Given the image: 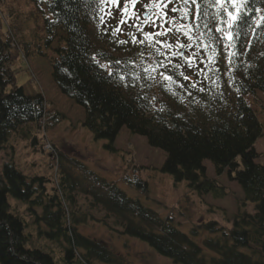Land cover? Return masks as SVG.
<instances>
[{
    "label": "trees",
    "instance_id": "16d2710c",
    "mask_svg": "<svg viewBox=\"0 0 264 264\" xmlns=\"http://www.w3.org/2000/svg\"><path fill=\"white\" fill-rule=\"evenodd\" d=\"M35 1L50 14L40 26L41 42L24 38V21L13 7L0 16V264H56L55 249L28 245L34 234L21 211L39 234L65 250L69 262L78 257L86 264H122L105 241L81 231V224L97 217L82 211L80 197L89 210L103 212L98 221L175 262L264 264V164L255 147L264 123L246 98L264 92V0ZM5 4L0 0V8ZM217 28L224 32L222 43L214 40ZM21 54L49 60L57 88L83 107L82 124L107 147L115 150L127 127L165 151L162 171L201 196L228 195L218 179L226 174L242 189L239 212L226 224L200 221L189 235L171 216L83 164L85 176H77L47 136L65 115L49 108L41 92L27 94L17 83L14 65ZM15 136L50 155L53 177L18 168ZM48 143L52 150L44 148ZM206 161L215 176L207 174ZM123 179L149 191L137 174ZM10 195L24 207L12 205Z\"/></svg>",
    "mask_w": 264,
    "mask_h": 264
},
{
    "label": "rangeland",
    "instance_id": "374dc122",
    "mask_svg": "<svg viewBox=\"0 0 264 264\" xmlns=\"http://www.w3.org/2000/svg\"><path fill=\"white\" fill-rule=\"evenodd\" d=\"M239 2L241 0H238ZM0 8V16L6 17L8 6L24 21V38L41 42L44 17L49 16L46 7L39 6L35 0H8ZM7 12V13H6ZM41 30V31H40ZM34 38V39H33ZM54 43L53 46H56ZM14 67L17 71V83L24 86L27 94L41 92L49 108L65 115L49 136L65 155V162L73 173L83 178L85 176L80 164L108 181H114L132 198L140 199L146 206L158 211L161 216H171L172 223L183 232L191 235L192 226L200 221L218 220L226 224V217L236 214L240 210V200L243 192L239 184L231 181L226 174L218 177L229 194L222 198H215L211 194L201 196L199 192L189 186L188 182L175 181L173 176L162 171L166 153L162 149L152 147L147 139L133 134L127 127L120 131L114 146L115 150L107 147L109 143L103 139H96L93 133L83 124L85 111L82 106L63 95L52 79V67L46 57L21 54ZM250 105L256 110L260 120L264 123V92L258 91L255 95L246 96ZM49 133V132H48ZM12 142L16 145V162L19 169L29 175H49L53 177V168L50 166L51 157L48 153L35 151L27 140L14 137ZM256 150L261 154L259 162L264 164V136L255 143ZM207 174L215 176L214 168L209 161L205 162ZM135 174L147 180L149 191L126 182L125 175L135 177ZM12 205L24 204L9 196ZM84 213L93 212L97 218L103 212L89 210L86 200L79 198ZM251 205V204H250ZM242 207H245L244 205ZM21 215L28 222L26 229L34 234L29 246L38 245L46 248L48 245L55 249L53 253L56 264H86L77 258L69 262L65 250L53 241L39 234L37 223H30L27 213ZM89 218L81 224V231L90 237L105 241L111 250L119 255L122 264H181L172 258L159 254L154 247L146 241L129 234H124L113 225H105L101 221ZM201 236H212L207 230H200ZM48 243V244H47ZM92 264H119L108 261H95Z\"/></svg>",
    "mask_w": 264,
    "mask_h": 264
},
{
    "label": "snow or ice",
    "instance_id": "6c2138e0",
    "mask_svg": "<svg viewBox=\"0 0 264 264\" xmlns=\"http://www.w3.org/2000/svg\"><path fill=\"white\" fill-rule=\"evenodd\" d=\"M182 2L185 4V5H188V4H192V5H196L197 4V0H182ZM203 2H207V0H203ZM214 2H219V0H214ZM241 2H243V0H241ZM173 10H175V9H173ZM203 11L201 10V12H200V18L203 20ZM229 15L231 16V13H229ZM193 19H195V13H193ZM235 19H239V20H242L243 19V17L241 16V15H238ZM203 22L207 25L208 24V21L207 20H203ZM238 26V25H237ZM216 32H218V33H220V35L219 36H215L214 37V40H220L221 41V43L223 42L222 41V37H223V35H224V32H223V30L222 29H220V28H217L216 30H215ZM232 39V37H231V35H229V40H231ZM169 79H170V77H168Z\"/></svg>",
    "mask_w": 264,
    "mask_h": 264
},
{
    "label": "built area",
    "instance_id": "2783aa9c",
    "mask_svg": "<svg viewBox=\"0 0 264 264\" xmlns=\"http://www.w3.org/2000/svg\"><path fill=\"white\" fill-rule=\"evenodd\" d=\"M50 124H52V123H50ZM47 149H53V147H52V145L50 144V143H48V144H46V146H45Z\"/></svg>",
    "mask_w": 264,
    "mask_h": 264
},
{
    "label": "water",
    "instance_id": "95a60500",
    "mask_svg": "<svg viewBox=\"0 0 264 264\" xmlns=\"http://www.w3.org/2000/svg\"><path fill=\"white\" fill-rule=\"evenodd\" d=\"M145 16L147 17L148 16V13H146Z\"/></svg>",
    "mask_w": 264,
    "mask_h": 264
},
{
    "label": "crops",
    "instance_id": "0c3cea01",
    "mask_svg": "<svg viewBox=\"0 0 264 264\" xmlns=\"http://www.w3.org/2000/svg\"><path fill=\"white\" fill-rule=\"evenodd\" d=\"M50 136H52V133L50 132V134H49Z\"/></svg>",
    "mask_w": 264,
    "mask_h": 264
}]
</instances>
